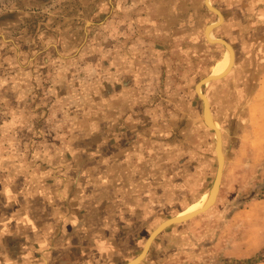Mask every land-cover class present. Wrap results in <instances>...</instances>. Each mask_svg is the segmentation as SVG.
Wrapping results in <instances>:
<instances>
[{
	"label": "rangeland",
	"instance_id": "obj_1",
	"mask_svg": "<svg viewBox=\"0 0 264 264\" xmlns=\"http://www.w3.org/2000/svg\"><path fill=\"white\" fill-rule=\"evenodd\" d=\"M210 1L224 18L213 36L235 50L202 88L222 133L220 192L141 264L264 256V0ZM218 21L205 0H0L9 264H127L211 190L216 135L196 85L226 58L205 34Z\"/></svg>",
	"mask_w": 264,
	"mask_h": 264
},
{
	"label": "water",
	"instance_id": "obj_2",
	"mask_svg": "<svg viewBox=\"0 0 264 264\" xmlns=\"http://www.w3.org/2000/svg\"><path fill=\"white\" fill-rule=\"evenodd\" d=\"M205 3H206L207 8H209V10H211L212 12L217 14V16L219 17L218 22L210 24L209 26H207V28L205 30L207 40L211 44H220V45H223L226 48V50L227 49L230 50V52L232 53V59H233L234 49L232 48V45L230 43H228L226 40H223V39H212V40H210L208 38V36H207L208 29L211 28L212 26H214L212 29V31H213L217 26H219L222 23L220 21H221V19H224V18H223L222 13L218 9H216L212 5L207 4V0H205ZM232 66H234V64ZM232 68L233 67H231V64H230V67L228 68V70L224 74H222L220 76L208 75L205 78H203L202 80H200L196 85V93L199 96V98L203 101V104H204V109H205V111H204V122H205L206 126L212 128L211 130H213L216 133V146H215V148H216V152H217L218 169H217V174H216L214 184H213L211 190L209 191L210 198H209L208 202L206 203L204 208H202L201 210H199L195 213L189 214V215L184 216V217L174 216V217L164 221L163 223H161L152 232V234L149 236L141 254L139 256H137L136 258H134L133 260H131L130 262H128L127 264H141L145 260V258L147 257L153 241L160 234H162L166 229H168L174 225H177V224H182V223L188 222V221L200 216L201 214L206 213L207 211H209L214 206V204L218 198L219 192H220V187H221L222 178H223V174H224V168H225V159L222 156V150H223V148H222V134L220 131H218L215 128V125H214L215 120L212 119V117L210 116V110L208 108L209 101L205 97V95L202 93V88L204 86L212 83V82L222 80L231 72L230 70H232Z\"/></svg>",
	"mask_w": 264,
	"mask_h": 264
},
{
	"label": "bare ground",
	"instance_id": "obj_3",
	"mask_svg": "<svg viewBox=\"0 0 264 264\" xmlns=\"http://www.w3.org/2000/svg\"><path fill=\"white\" fill-rule=\"evenodd\" d=\"M207 4L208 5H212V2L210 0H207ZM223 19H221L220 22H222ZM213 24V23H212ZM214 26H212L211 28L208 29V32H207V36L210 40L212 39H218L216 37L213 36L212 34V29H213ZM233 48V47H232ZM234 49V48H233ZM227 54H226V58L223 62H220L218 65H216L214 67V70L213 72H211L210 75L212 76H220L222 74H224L228 68L230 67V64H231V67H233L232 65L235 63V50H234V54H233V59H232V53L230 52V50L227 49ZM231 71V70H230ZM203 93V92H202ZM204 94V93H203ZM205 95V94H204ZM205 97L208 99V97L205 95ZM209 101V99H208ZM206 108V107H205ZM209 110H210V103H209V106H208ZM210 116L212 117V114H211V110H210ZM213 119V117H212ZM214 125H215V128L221 132L220 130V127L217 123L214 122ZM210 128V127H209ZM212 129V128H210ZM215 133V132H214ZM222 134V133H221ZM216 135V133H215ZM222 156H223V153H222ZM224 158V157H223ZM210 198V193L208 192L207 194L203 195V197L201 198L200 201H198L197 203H194L192 205H190L186 210H184L183 212L179 213L176 215V217H184V216H187L189 214H192V213H195L199 210H201L202 208H204V206L206 205V203L208 202Z\"/></svg>",
	"mask_w": 264,
	"mask_h": 264
},
{
	"label": "trees",
	"instance_id": "obj_4",
	"mask_svg": "<svg viewBox=\"0 0 264 264\" xmlns=\"http://www.w3.org/2000/svg\"><path fill=\"white\" fill-rule=\"evenodd\" d=\"M264 262V256H256L246 260L225 259L224 264H258Z\"/></svg>",
	"mask_w": 264,
	"mask_h": 264
},
{
	"label": "crops",
	"instance_id": "obj_5",
	"mask_svg": "<svg viewBox=\"0 0 264 264\" xmlns=\"http://www.w3.org/2000/svg\"><path fill=\"white\" fill-rule=\"evenodd\" d=\"M1 250V249H0ZM2 251L3 250H1L0 252V262H2V263H4L5 262V264H9V257H7V254L6 255H4L3 253H2ZM24 260V258L22 259V261ZM14 263V262H13ZM15 264H20V263H15Z\"/></svg>",
	"mask_w": 264,
	"mask_h": 264
}]
</instances>
